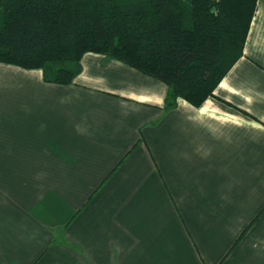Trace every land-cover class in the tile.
<instances>
[{"label":"crops","instance_id":"crops-1","mask_svg":"<svg viewBox=\"0 0 264 264\" xmlns=\"http://www.w3.org/2000/svg\"><path fill=\"white\" fill-rule=\"evenodd\" d=\"M80 64L58 84L0 62V264H264V0L226 104Z\"/></svg>","mask_w":264,"mask_h":264},{"label":"trees","instance_id":"trees-1","mask_svg":"<svg viewBox=\"0 0 264 264\" xmlns=\"http://www.w3.org/2000/svg\"><path fill=\"white\" fill-rule=\"evenodd\" d=\"M255 3L0 0V62L70 84L81 56L100 53L165 83L166 107L179 97L200 106L242 55Z\"/></svg>","mask_w":264,"mask_h":264}]
</instances>
